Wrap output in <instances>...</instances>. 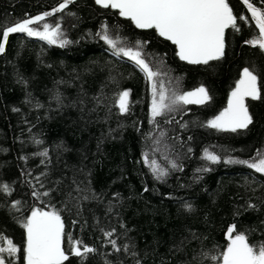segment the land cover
Wrapping results in <instances>:
<instances>
[{
    "label": "trees",
    "instance_id": "16d2710c",
    "mask_svg": "<svg viewBox=\"0 0 264 264\" xmlns=\"http://www.w3.org/2000/svg\"><path fill=\"white\" fill-rule=\"evenodd\" d=\"M62 2L0 0V33ZM249 2L264 10V0ZM228 3L239 30L226 29L224 56L207 64L180 60L154 29L137 28L96 0H73L46 18L60 24L69 41L63 47L10 34L0 54V185L10 189L0 191V239L20 249L7 257L12 264H25L23 223L34 208L60 213L65 264H213L204 254L227 247L231 225L250 245L264 244V174L225 162L264 158V50L246 43L259 33L250 11L240 0ZM105 27L118 43L143 45L167 96L202 86L210 99L153 120L150 82L113 55L97 35ZM245 67L261 88L260 99H246L252 123L235 132L208 127ZM123 91L130 93L126 113L117 104ZM152 160L167 171L162 179ZM68 234L96 251L70 255Z\"/></svg>",
    "mask_w": 264,
    "mask_h": 264
},
{
    "label": "snow or ice",
    "instance_id": "6c2138e0",
    "mask_svg": "<svg viewBox=\"0 0 264 264\" xmlns=\"http://www.w3.org/2000/svg\"><path fill=\"white\" fill-rule=\"evenodd\" d=\"M72 2L73 0H63L59 7L54 8L50 13L29 17L5 27L0 33V54L5 52V45L10 34L13 33L38 37L50 45L59 44L61 47L69 43L68 40L62 39L63 33L59 23L54 25L43 23L42 30L33 25H38L47 17L62 12ZM242 2L247 6L259 30L258 36L246 43L258 45L264 50V10L254 6L249 0H242ZM96 3L104 8L118 9L119 15L130 19L137 28L154 29L159 37L176 46V55L180 60L190 64H207L209 61L221 59L224 56L226 29L239 30L237 17L233 14L228 0H96ZM239 19L244 20L245 17L241 16ZM97 35L110 47L113 55L128 58L150 82L153 120L164 115L165 111L175 110V106L203 104L210 99L207 90L202 86L194 91L167 96L162 83L158 88L157 78L160 73L154 70L145 58L142 52L143 45L138 42L133 48L126 46L124 42L118 43L109 35L106 27ZM260 92L257 75L245 67L235 89L231 92L228 106L218 116L208 121V127L232 132L247 128L252 123V117L249 114L246 99H260ZM129 95V91L119 93L117 104L121 113L129 111ZM205 158L212 163L220 161L219 156L207 152ZM145 162L149 163L147 157ZM225 162L246 164L256 172L264 174V158L254 162L231 159ZM150 164L158 179L167 175V171L161 169L155 160H152ZM172 167L175 168L177 165L173 163ZM0 191L10 193L9 186L0 185ZM33 195L37 193L34 192ZM43 195L47 196L48 193L45 192ZM13 207L16 205L14 204ZM187 207L191 208L190 205ZM23 227L27 236L23 249L25 264H65V261L69 260V253H66L64 248L65 226L58 211L34 208L23 223ZM105 235L110 237L112 233L107 232ZM227 239V247L222 251L210 256L204 254L213 264H264V244L250 245L245 234L236 232L235 225L228 227ZM67 240L72 256L84 258L87 254L96 251L95 248L84 244L82 240L73 238L71 234H68ZM6 243L7 247H4L3 239H0V264H12L7 257H15L20 251L10 239ZM111 243L115 247L116 242L113 240ZM116 250L120 249L116 248Z\"/></svg>",
    "mask_w": 264,
    "mask_h": 264
},
{
    "label": "rangeland",
    "instance_id": "374dc122",
    "mask_svg": "<svg viewBox=\"0 0 264 264\" xmlns=\"http://www.w3.org/2000/svg\"><path fill=\"white\" fill-rule=\"evenodd\" d=\"M43 23H49V21L48 20H45V21H42L40 24H38V25H33V27H37L38 29H40V30H42V24Z\"/></svg>",
    "mask_w": 264,
    "mask_h": 264
},
{
    "label": "water",
    "instance_id": "95a60500",
    "mask_svg": "<svg viewBox=\"0 0 264 264\" xmlns=\"http://www.w3.org/2000/svg\"><path fill=\"white\" fill-rule=\"evenodd\" d=\"M242 2V0H240ZM243 3V2H242ZM243 5L247 8V6L243 3ZM255 6V5H254ZM257 7V6H256Z\"/></svg>",
    "mask_w": 264,
    "mask_h": 264
},
{
    "label": "flooded vegetation",
    "instance_id": "af4514ba",
    "mask_svg": "<svg viewBox=\"0 0 264 264\" xmlns=\"http://www.w3.org/2000/svg\"><path fill=\"white\" fill-rule=\"evenodd\" d=\"M6 256V255H5ZM7 257V256H6ZM8 259V258H7Z\"/></svg>",
    "mask_w": 264,
    "mask_h": 264
}]
</instances>
